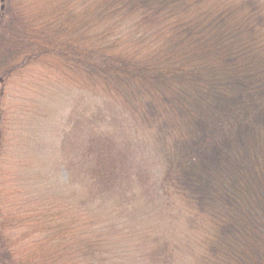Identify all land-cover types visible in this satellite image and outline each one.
Instances as JSON below:
<instances>
[{"label":"trees","instance_id":"obj_1","mask_svg":"<svg viewBox=\"0 0 264 264\" xmlns=\"http://www.w3.org/2000/svg\"><path fill=\"white\" fill-rule=\"evenodd\" d=\"M76 6L63 21L36 11L28 17L0 0V79L25 66L14 63L19 56L51 59L79 83L92 112L112 116L106 129L93 116L80 132L79 159L94 192L82 228L109 226L113 211L124 230V200L146 186L142 193L163 206L167 221L193 235L182 264H264V0ZM1 218L0 264H54L57 227L34 246L39 255L33 248L19 257L4 232L23 219ZM41 219L26 226L42 227ZM140 230L133 221L132 231ZM143 232L146 264L177 263L171 245ZM85 239L88 250L102 244L97 234Z\"/></svg>","mask_w":264,"mask_h":264},{"label":"rangeland","instance_id":"obj_2","mask_svg":"<svg viewBox=\"0 0 264 264\" xmlns=\"http://www.w3.org/2000/svg\"><path fill=\"white\" fill-rule=\"evenodd\" d=\"M10 1L28 17L36 11V15L43 13L65 21L69 12L75 10L73 6L80 8L82 0ZM62 8L67 9L66 14ZM54 28L56 25L49 29ZM31 60L19 56L14 63L25 66L0 79V212L4 222L18 224L23 219V226L4 232L17 255L27 256L34 246L47 240L51 228L57 227L51 243L56 241L58 248L52 256L54 264H146L141 251L149 246L142 240L143 229H147L150 241L171 245L176 264L184 259L186 262L189 254L186 243L191 245L188 240L193 235L184 234L181 223L167 221L172 218L163 206L151 202L153 195L142 193L146 186L136 188L134 196L124 200V230L119 219L122 216L113 211L109 226L100 223V229L93 224L88 229L82 228L89 193L94 192L88 189L83 160L79 159L83 141L80 132L83 130L85 134L86 119L93 116L100 119L101 129L111 126L114 120L104 109L92 112L79 83L55 70L53 60ZM118 202L114 204L117 206ZM42 214L45 215L42 227L26 226L28 219L42 223ZM48 214L51 221L46 217ZM132 220L142 229L138 233L132 231ZM86 233L99 235L102 244L88 250ZM35 252L39 255L36 248Z\"/></svg>","mask_w":264,"mask_h":264}]
</instances>
